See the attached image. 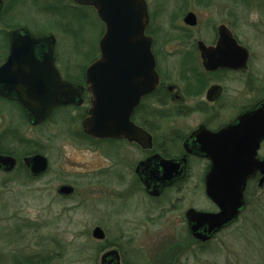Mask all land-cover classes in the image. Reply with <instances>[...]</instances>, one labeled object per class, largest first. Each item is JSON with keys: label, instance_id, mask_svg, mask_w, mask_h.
I'll return each instance as SVG.
<instances>
[{"label": "flooded vegetation", "instance_id": "1", "mask_svg": "<svg viewBox=\"0 0 264 264\" xmlns=\"http://www.w3.org/2000/svg\"><path fill=\"white\" fill-rule=\"evenodd\" d=\"M144 1L143 32L158 82L145 91L141 81L131 80L138 86L128 91L129 128L119 136L95 137L83 128L92 100L86 66L59 53L60 37L69 36L61 17L19 21L14 11L32 0L0 3V181L16 182L22 194L43 189L51 199H71L72 211H85L86 201L99 209L109 202L118 226L111 233L93 220L94 264H137L139 248L151 235L166 248L168 259L204 247L257 205V187L264 186L258 185L262 173L257 170V157L264 158V138L257 148V109L264 110V66L259 64L264 0ZM48 34L54 36L59 76L83 90L79 102L55 105L41 116L37 104L50 99L38 93L47 92L51 79L39 71L46 68L38 63L45 60V48L32 38ZM22 101L31 103L30 112ZM243 176V207L236 218L208 239L194 237L188 213L220 211ZM66 206L57 214L68 219ZM5 212L0 211L1 262L70 264L90 253L79 250L87 240L86 218L76 223L83 240L68 252L54 211L48 212L47 240L39 245L26 239L32 219Z\"/></svg>", "mask_w": 264, "mask_h": 264}, {"label": "rangeland", "instance_id": "2", "mask_svg": "<svg viewBox=\"0 0 264 264\" xmlns=\"http://www.w3.org/2000/svg\"><path fill=\"white\" fill-rule=\"evenodd\" d=\"M21 4L22 2L14 11V17H17L19 21L30 19V16L37 21L61 17L57 19L61 20L69 29V36L63 37L64 40L61 37L59 39L60 43H63L59 51L62 57H67L74 64L77 63L83 67L99 55L98 40L102 31V24L96 15L97 13L90 6L76 5L73 0H32V3ZM253 17L254 15L249 16L250 19ZM249 18L247 17V21ZM247 28L249 29V27ZM79 47L81 49L80 55L77 53ZM259 64L264 66V56L259 57ZM261 152L264 154V149ZM20 192V187L16 182L4 185L0 181V211L5 209V215L15 214L14 216L16 218L21 217L22 221L26 218L32 219L33 227L30 230L27 229L25 233L26 239L34 241L35 244L39 245L41 243L39 241L47 240L49 232L47 228L48 212L52 210L55 215L60 217L57 211H63L62 207H65L66 204L68 205L66 208H68L69 217L68 219L65 216L60 217L57 220V225L64 227L62 235L65 237L64 240L69 243L68 252L72 251L77 241L83 240L76 229L77 220L86 218L87 221L85 222L88 231L87 240L82 241L79 246L82 253L90 252L89 246L92 238L89 230L94 219L104 223L111 230V233L118 226L112 218L113 214L111 216L109 213L111 211L109 210V202L101 205L99 209L93 207L90 201H86L85 211L84 209L72 211L71 205L74 202L71 199L67 201L51 199L50 194H47V191L43 189L36 192H25V194ZM50 207L51 209H49ZM111 212L114 213V211ZM63 217L65 220L62 219ZM14 220L10 219L9 221L13 223ZM3 223L4 221L0 220V225ZM18 223L21 224L22 222ZM12 236L17 235L12 232ZM152 238H154L153 235L144 242L142 249L139 248L141 256H139L137 264H264V186L257 187V205L248 207L234 225L215 235L213 240L204 247L185 248L186 250L181 256L172 254L171 258L168 259L164 254L166 248L161 247L158 239ZM16 239L18 238L16 237ZM55 239L58 241V238ZM1 246L2 243H0ZM97 246L96 243L91 242L94 253ZM176 250L177 248L174 249V252ZM0 264L9 263L0 261ZM70 264H94V258L90 252L80 255L79 261Z\"/></svg>", "mask_w": 264, "mask_h": 264}, {"label": "water", "instance_id": "3", "mask_svg": "<svg viewBox=\"0 0 264 264\" xmlns=\"http://www.w3.org/2000/svg\"><path fill=\"white\" fill-rule=\"evenodd\" d=\"M77 4L91 5L96 9L105 28L98 41L100 56L85 69V80L91 92V106L83 119V128L95 136H119L129 128L131 104L128 100L131 80L141 81L145 91L151 90L158 82L155 73L154 57L150 51V40L144 35L147 22V9L144 0H73ZM1 3V0H0ZM33 44L45 48L43 55L46 70L39 67L50 82L47 92L38 95L47 96L50 101L39 103L38 114L48 113L53 106L61 103L79 102L83 88L62 80L53 62L54 36L52 34L32 38ZM17 45L12 44L11 48ZM45 85V86H46ZM30 112L32 105L22 101ZM257 148L264 138V110L257 109ZM124 131V132H123ZM2 156H0V161ZM1 164V163H0ZM257 170L262 173L258 185L264 182V158L257 157ZM245 178L235 185L220 204L218 212L191 211L188 213L190 229L194 237L208 239L212 233L225 224L232 222L243 207L242 191ZM209 183L206 184L207 193ZM232 185V184H230ZM210 194V192H209ZM95 236L99 228L93 230Z\"/></svg>", "mask_w": 264, "mask_h": 264}]
</instances>
